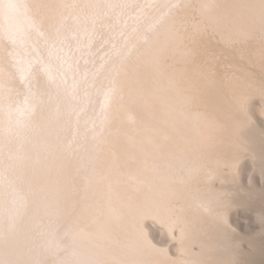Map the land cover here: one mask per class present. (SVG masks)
Returning <instances> with one entry per match:
<instances>
[{
	"label": "snow or ice",
	"instance_id": "snow-or-ice-1",
	"mask_svg": "<svg viewBox=\"0 0 264 264\" xmlns=\"http://www.w3.org/2000/svg\"><path fill=\"white\" fill-rule=\"evenodd\" d=\"M25 7L47 55L22 106L0 67V264H264V0Z\"/></svg>",
	"mask_w": 264,
	"mask_h": 264
},
{
	"label": "bare ground",
	"instance_id": "bare-ground-1",
	"mask_svg": "<svg viewBox=\"0 0 264 264\" xmlns=\"http://www.w3.org/2000/svg\"><path fill=\"white\" fill-rule=\"evenodd\" d=\"M32 2L33 0H0V67L6 69L13 77L9 95L12 107L22 106L30 90L38 91L40 87L34 77L22 79L17 72V64L22 58L38 60L40 55H47V44L39 34V22L33 19L30 10L25 7ZM69 26L72 27L71 21ZM35 67L38 68L39 65ZM255 109L257 113L264 112V101L256 105ZM254 257L256 261L260 260L258 251Z\"/></svg>",
	"mask_w": 264,
	"mask_h": 264
},
{
	"label": "water",
	"instance_id": "water-1",
	"mask_svg": "<svg viewBox=\"0 0 264 264\" xmlns=\"http://www.w3.org/2000/svg\"><path fill=\"white\" fill-rule=\"evenodd\" d=\"M256 110V109H255ZM257 111V110H256Z\"/></svg>",
	"mask_w": 264,
	"mask_h": 264
}]
</instances>
